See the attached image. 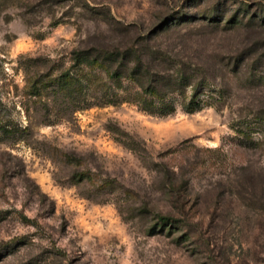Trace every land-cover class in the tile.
<instances>
[{
	"label": "rangeland",
	"instance_id": "1",
	"mask_svg": "<svg viewBox=\"0 0 264 264\" xmlns=\"http://www.w3.org/2000/svg\"><path fill=\"white\" fill-rule=\"evenodd\" d=\"M262 17L264 0H0V264H264ZM153 30L212 68L195 110L190 88L147 108L73 67Z\"/></svg>",
	"mask_w": 264,
	"mask_h": 264
},
{
	"label": "trees",
	"instance_id": "2",
	"mask_svg": "<svg viewBox=\"0 0 264 264\" xmlns=\"http://www.w3.org/2000/svg\"><path fill=\"white\" fill-rule=\"evenodd\" d=\"M257 17V15H252L250 21L255 23ZM260 20L261 28H264V17ZM168 26L170 23L162 21L158 28ZM157 33L154 30L147 34L140 32L133 37L134 40H131L130 43L115 41L93 49L77 47L72 51L73 67L105 66L109 77L129 79L138 86L137 94L147 108H149L147 104L153 105L156 104V101L163 102L172 93L185 95L186 90L190 88L189 101L185 103V107L187 110L193 111L201 105L200 95L205 86L211 83V85H215L211 81L212 78H216L215 75L212 73L208 75L212 68L188 63L190 58L185 54H181V56L177 52L169 53L166 50L154 48L153 44L156 42ZM182 43L178 42L180 46ZM251 49H260L262 54L264 52V39L254 41ZM183 56H186L187 60ZM247 56V54L242 53V57L239 59L235 58L232 61L230 58L228 65L233 62V71L238 73L241 70L239 67L247 64L245 61ZM66 77H71L70 72L64 73L62 76V78ZM35 84L37 85V83ZM118 97H109L107 102H115ZM154 106L157 107V105ZM136 146L133 147L134 150L145 149L144 147L141 149L139 143ZM160 218L167 220L170 217L161 215Z\"/></svg>",
	"mask_w": 264,
	"mask_h": 264
}]
</instances>
